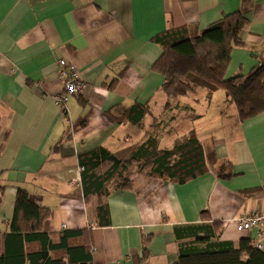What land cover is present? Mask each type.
<instances>
[{
  "label": "crops",
  "instance_id": "crops-1",
  "mask_svg": "<svg viewBox=\"0 0 264 264\" xmlns=\"http://www.w3.org/2000/svg\"><path fill=\"white\" fill-rule=\"evenodd\" d=\"M233 13L248 23L226 78L264 63V0H0V232H10L22 188L50 211L44 232L57 238L63 231H88L73 243L88 241L92 264H173V228L199 223L202 211L223 224L221 240L254 243L256 229L238 232L231 221L264 213V113L239 122L225 96L217 107L221 116L236 113L230 137L215 140L185 127L202 145L204 175L176 184L136 174L130 190L101 199L108 214L107 224L99 225V199L84 197L78 172L80 153L97 147L115 153L139 143L163 118L156 127L163 126L161 142L179 126L165 123L177 113L185 126L216 108L222 90L207 99L198 89L164 111V78L152 68L162 53L156 39L181 27L204 30ZM60 59L87 83L64 107L55 103L63 89ZM134 104L148 107L140 125L120 118ZM174 139L161 148H171Z\"/></svg>",
  "mask_w": 264,
  "mask_h": 264
},
{
  "label": "trees",
  "instance_id": "trees-1",
  "mask_svg": "<svg viewBox=\"0 0 264 264\" xmlns=\"http://www.w3.org/2000/svg\"><path fill=\"white\" fill-rule=\"evenodd\" d=\"M247 23L239 13H233L204 30L181 27L156 39L162 53L152 68L164 78V111H171L177 98L204 89L207 99L222 90L226 102L235 105L239 122L264 113V63L245 76L225 77L231 51L243 46L240 34ZM147 113L146 105L134 104L120 118L140 125ZM178 119L173 116L165 123ZM163 120L156 119L153 130H147L139 143L115 153L97 147L77 156L83 168L84 197L95 195L99 199V225L107 224L108 214L101 199L117 189L130 190L133 175L184 184L207 172L203 148L194 130L174 139L171 148L160 147L163 126L158 131L156 127L157 121ZM2 192L0 187V201ZM50 215L48 209L30 200L26 190L18 188L10 232H0V264H92L88 241L73 243L88 236V231H63L56 238L42 229ZM200 217L197 224L173 228L177 252L173 264H264L263 248L257 249L248 238L236 244L221 240L223 224L211 221L207 211H202Z\"/></svg>",
  "mask_w": 264,
  "mask_h": 264
},
{
  "label": "built area",
  "instance_id": "built-area-1",
  "mask_svg": "<svg viewBox=\"0 0 264 264\" xmlns=\"http://www.w3.org/2000/svg\"><path fill=\"white\" fill-rule=\"evenodd\" d=\"M57 79L63 86V89L55 97V103L60 107H64L69 96L81 94L87 88V83L80 78L77 69L64 59L58 61ZM82 170L83 168H78L79 173ZM231 222L235 225V229L238 232H247L256 229L257 239L254 242V246L257 249L263 248L264 213L255 211L247 215L236 217ZM61 228H64V225H62Z\"/></svg>",
  "mask_w": 264,
  "mask_h": 264
},
{
  "label": "rangeland",
  "instance_id": "rangeland-1",
  "mask_svg": "<svg viewBox=\"0 0 264 264\" xmlns=\"http://www.w3.org/2000/svg\"><path fill=\"white\" fill-rule=\"evenodd\" d=\"M199 90L201 91L202 89ZM217 94V99H214V105L216 108L208 112L207 110H205L204 112H206V114L201 120L191 123L186 122L185 126H183V124H181L182 121L179 120L178 123L177 121L172 122V125L176 123L179 126H176L174 130L170 131V134L168 136L162 139V141L160 142V147H168L170 141H172L176 137H180L185 134L187 132V130H185V127H189L188 129L194 128L197 130L199 135H210V137L215 140H224L227 137H230L232 133V128L235 125L236 113H233L234 116H232V111H228L225 116H221L217 105L221 103V101L224 99V93L223 91H218ZM200 100L201 102H204L203 99L200 98ZM198 108L199 107L196 108L197 111L199 110ZM180 115V113H177L176 117H179ZM1 138L2 136L0 135V140Z\"/></svg>",
  "mask_w": 264,
  "mask_h": 264
}]
</instances>
